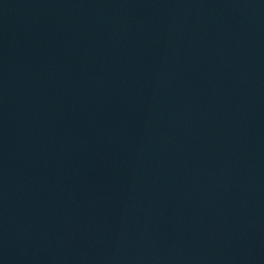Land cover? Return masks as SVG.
<instances>
[{"label": "water", "instance_id": "95a60500", "mask_svg": "<svg viewBox=\"0 0 264 264\" xmlns=\"http://www.w3.org/2000/svg\"><path fill=\"white\" fill-rule=\"evenodd\" d=\"M0 264H264V0H0Z\"/></svg>", "mask_w": 264, "mask_h": 264}]
</instances>
